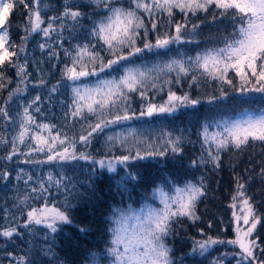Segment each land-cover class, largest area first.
Returning a JSON list of instances; mask_svg holds the SVG:
<instances>
[{"label": "snow or ice", "instance_id": "1", "mask_svg": "<svg viewBox=\"0 0 264 264\" xmlns=\"http://www.w3.org/2000/svg\"><path fill=\"white\" fill-rule=\"evenodd\" d=\"M20 6L25 19L18 26L23 35L17 43L10 35V13ZM89 6L91 12L83 10ZM177 12L182 19H175ZM201 13L210 15L213 21L228 19L231 31L212 38L211 46L195 55L179 54L152 63L142 60L145 53L199 43L200 24L192 22L191 17ZM37 35L42 40L38 44L40 52L46 53L48 61L62 64L59 80L48 89L49 102L57 93L66 94L67 99L60 101L61 124L40 118L44 117L40 94L14 116L8 108L14 96L27 91L29 83L34 87L48 83L41 68L44 59L34 62L37 79L30 81L28 43ZM9 69H15L18 81L0 104V124L5 129L0 133V145L7 149L0 159L12 162L15 157L19 164L54 165L59 171L53 174L49 170L35 178L23 168L17 171L15 180L23 182L24 190L18 188L12 198L15 212L5 207L0 238L14 242L15 237L24 236L20 229L34 237L42 228L47 230L44 240L49 241L61 225L73 224V201L86 195L80 187L92 189L94 183L92 175L84 180L74 178L75 168L65 170V165L84 161L93 166L91 173L106 170L111 174L121 166L126 171L115 182L119 190L126 188L129 179H137V174L130 171L134 164L169 158L182 162L184 145L194 143L184 132L163 126L153 137L133 127L116 129L133 121L195 108L202 98L213 103L233 93L264 95V0H63L58 12L49 0H0V93L13 82ZM193 89L200 94L194 96ZM9 125L13 126L10 139ZM210 127L216 130L210 131ZM198 137L200 155L189 166L219 170L222 153L240 155L249 147L264 146V109L245 111L237 118H223L211 125L205 123ZM100 139L105 154L97 159L89 149ZM10 175L7 169L0 171V181H8ZM258 175L264 179V167ZM251 179L235 176L236 190L228 205L234 237L221 239L200 229L205 238L194 239L193 251L198 249L203 254L215 245L226 244L238 249L231 253L236 264H264V244L256 235L258 226L264 225V215L257 212L247 194ZM207 194L203 175L183 183L165 175L144 198L150 202L111 209L105 259L101 261L94 253L93 264H176L169 239L178 235L185 221L200 220L197 209ZM79 231L87 229L79 227ZM40 251L45 257L54 255L51 244ZM6 255L9 264H35L39 252L30 244L26 255Z\"/></svg>", "mask_w": 264, "mask_h": 264}, {"label": "trees", "instance_id": "2", "mask_svg": "<svg viewBox=\"0 0 264 264\" xmlns=\"http://www.w3.org/2000/svg\"><path fill=\"white\" fill-rule=\"evenodd\" d=\"M62 2L63 0H49V3L55 6L56 12L61 10ZM83 10L91 12V7H86ZM49 14L55 13L50 12ZM24 19L25 13L22 6L10 13V35L11 39L17 43H20V37L23 35L18 26L24 22ZM175 19H182V14L177 12ZM191 21L200 24L199 36L197 37L199 43L172 45L171 51L161 50L159 53H145L142 60L146 63H152L156 60L166 61L179 54L195 55L196 52L211 46L212 38L231 31V23L228 19L217 18L213 21L210 15L201 13L197 17H191ZM65 35L67 36V33ZM40 42L42 40L37 35L30 38L28 43L29 71L32 73L30 81L35 82L37 79L34 62L44 59L46 62L41 65V68L44 70V78L48 83L44 87H34L33 83H29L27 91L22 96H14L8 108L14 116L25 103L35 95L40 94L43 100L42 110L44 112V117L40 118L61 124L63 123V108L60 101L67 99L66 94L63 91L57 93L49 102L48 89L59 80V68L62 67V64L54 60L48 61L46 53H41L38 48ZM65 46H67V42ZM53 64H56L55 68ZM8 75L13 82L0 93V104L7 98L9 91L16 87L18 81L15 69H9ZM177 90L179 91V89ZM208 91L211 92L212 89L209 88ZM199 94V91L193 89L194 96ZM260 109H264V95L250 93L247 96H240L233 93L226 100L208 103L206 98H202L201 103L195 108H184L172 115H161L151 119L145 118L140 121H133L130 125L121 126L116 130L133 127L146 137L155 136L163 126L176 133L184 132L186 137H190L194 143L184 145L185 152L182 162L179 158H169L162 162L145 160L139 162L138 165L134 164L130 171L137 174V179L135 181L129 179L126 188L122 187L119 190L115 182L126 171L121 166H118L115 174H111L106 170L91 173L93 166L84 161L65 165V170L75 168L74 178L76 179L84 180L89 175L94 177L92 189L78 185L80 191L85 192L86 195L73 201L74 207L70 212L73 224L61 225L60 231L54 234V238L49 241L44 240V234L47 230L42 228L37 230L34 237L29 234L28 230L20 229L24 236L22 238L15 237L14 242H6L0 238V245L6 244V247H0V264H9V257L6 255L8 252H12L15 256L26 255L30 244L36 252H39L35 264H49V262L51 264H93L94 253L96 258L103 261L107 239V218L111 215V209L128 203H131L133 207H140L143 203L150 202L144 198L150 195L154 184L161 181L165 175L176 177L179 183H183L185 179L199 178L203 175L208 188L207 196L203 198L197 209V215L201 217L200 220L195 223L185 221L183 226L179 228L178 235L169 239V245L174 249L176 264H212V261H219L220 264H236L234 257L222 255L227 249H224L226 244L215 245L209 249V252L201 254L199 250L192 252L193 242L194 239L205 238L201 236L200 229H203L206 235L221 239L234 237L233 224L231 223L232 209L228 205L231 203V197L236 190L235 176L237 174L245 180L252 177L247 185V194L255 202L257 212L264 215V179H261L258 175L259 170L264 167V146L257 144L254 147H249L240 155H234L230 152L222 153V166L219 170H213L211 166L192 168L189 163L200 155L198 133L205 123L211 125L216 120L237 118L239 113L245 111L255 112ZM12 127V125L8 126L9 139ZM214 130H216L214 127H210V131ZM3 132H5V129L0 124V133ZM6 151L7 149L0 145V158L6 154ZM89 151L97 159L104 156L103 140L100 139L94 142ZM16 160L15 157L12 162L0 159V171L7 169L11 173L8 181H0V225L5 224L3 219L5 207L13 212L16 211L12 208L14 203L12 198L16 195L17 189L24 190L23 182L15 180L19 169L23 168L32 173L34 178L45 175L49 170L53 174L59 171L54 165H25L17 163ZM68 174L71 175L72 173L69 172ZM209 223L212 224L211 228L208 227ZM79 227H84L87 231L81 232ZM256 235L259 236L260 243L264 244V225L258 226ZM49 244L52 246L54 255L45 257L40 250ZM258 255L260 254L258 253Z\"/></svg>", "mask_w": 264, "mask_h": 264}, {"label": "rangeland", "instance_id": "3", "mask_svg": "<svg viewBox=\"0 0 264 264\" xmlns=\"http://www.w3.org/2000/svg\"><path fill=\"white\" fill-rule=\"evenodd\" d=\"M184 109V108H183ZM180 110H182V109H180ZM179 110V111H180ZM178 112V111H177ZM165 115H167V114H165ZM239 209L237 208V211H238ZM225 248H227V249H225ZM224 249H225V252L222 254V255H225L226 256V254H227V256H229V257H233L232 255H231V253L233 252V251H238V249H233L231 246H229V245H226L225 247H224ZM196 251H198V249L196 250ZM196 251H193L192 250V252H196Z\"/></svg>", "mask_w": 264, "mask_h": 264}]
</instances>
